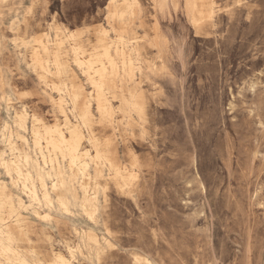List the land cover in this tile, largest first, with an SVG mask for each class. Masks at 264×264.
<instances>
[{
  "label": "rangeland",
  "instance_id": "1",
  "mask_svg": "<svg viewBox=\"0 0 264 264\" xmlns=\"http://www.w3.org/2000/svg\"><path fill=\"white\" fill-rule=\"evenodd\" d=\"M0 264H264V0H0Z\"/></svg>",
  "mask_w": 264,
  "mask_h": 264
},
{
  "label": "bare ground",
  "instance_id": "2",
  "mask_svg": "<svg viewBox=\"0 0 264 264\" xmlns=\"http://www.w3.org/2000/svg\"><path fill=\"white\" fill-rule=\"evenodd\" d=\"M29 13H30V12H29ZM173 38H174V37H173ZM181 39H182V38H181ZM180 44H181V43H180ZM175 52H176V51H175ZM179 53H180V51H179ZM179 55H181V54H179ZM179 55H178V56H179ZM176 56H177V55H176ZM181 57H182V56H181ZM179 58H180V56H179Z\"/></svg>",
  "mask_w": 264,
  "mask_h": 264
}]
</instances>
